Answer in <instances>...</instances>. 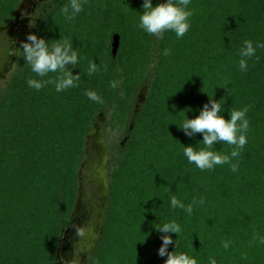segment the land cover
Instances as JSON below:
<instances>
[{
  "label": "trees",
  "instance_id": "obj_1",
  "mask_svg": "<svg viewBox=\"0 0 264 264\" xmlns=\"http://www.w3.org/2000/svg\"><path fill=\"white\" fill-rule=\"evenodd\" d=\"M21 1L0 0V24ZM67 3L44 2L22 41L36 32L49 43L73 42L77 85L61 92L54 83L31 88L29 78L59 74L38 77L19 56L0 84V264L56 261L76 201L85 135L98 116L125 142L109 164L103 231L88 264H164L154 225L170 220L182 228L179 236L171 233L178 250L198 264L210 257L217 264H264V243L254 239L264 236V47L248 59L247 70L239 67L246 40L264 44V0H191V27L183 37L141 29L143 0H85L71 21L61 12ZM90 62L98 68L92 74ZM145 83L147 95L135 110ZM88 90L104 102L90 100ZM204 91L221 99L226 119L230 109L247 108V143L231 161L236 171L230 164L201 170L183 154V144L197 146L202 134L189 137L178 125L209 101ZM233 147L218 142L212 150L230 155ZM173 195L185 205L204 204L188 215L171 207Z\"/></svg>",
  "mask_w": 264,
  "mask_h": 264
},
{
  "label": "clouds",
  "instance_id": "obj_2",
  "mask_svg": "<svg viewBox=\"0 0 264 264\" xmlns=\"http://www.w3.org/2000/svg\"><path fill=\"white\" fill-rule=\"evenodd\" d=\"M48 4L59 3L60 0H45ZM85 0H69L64 4L61 12L64 17L71 21L77 16L84 6ZM191 0H162V2L153 5V0H143V11L139 17V27L145 32L160 37L165 31L174 32L177 37H183L190 29L189 18L193 15L189 7ZM35 18L30 19V25L34 26ZM257 47H264V44L257 43L255 46L251 40H246L244 46L240 49L239 67L241 70H247L248 59L256 54ZM169 49H164L163 54L168 55ZM30 70L38 77H47L49 73H58L55 80L29 78L27 84L29 87L39 90L46 83H54L57 92L64 91L70 87H75L77 81L81 79L80 73L72 71L79 64V54L73 47V42L67 39H54L49 43V39L38 35L36 32H30L26 39L21 42L19 49L15 50ZM71 65V68L69 67ZM98 70L95 62H90L88 74ZM111 86L117 87V81H112ZM206 92V91H204ZM207 93V92H206ZM208 94V93H207ZM86 95L90 100L103 103V98L94 90H88ZM209 101L200 108L199 114L194 118H186L178 125L189 137H194L197 133L202 134V140L197 142V146L202 142L204 147L183 144V154L189 163H194L201 170L214 169L217 165L230 164L233 171H236L238 165L232 163V158L238 157L240 150L247 143L246 132L249 128V121L246 117L247 108L239 110H229V119H226L222 113L225 111L224 103L220 100L213 99L209 95ZM192 110V109H188ZM218 142H226L233 145L230 155L221 154L214 151L213 146ZM170 204L172 208L183 209L188 215L193 213L194 206L204 204V200H193L192 203L185 205L175 195L171 197ZM156 230L161 233L162 244L158 249L161 257H167L164 264H198L197 259L184 251H179L180 242L173 239L171 233L179 234L182 231L181 225L175 220L159 223L154 225ZM85 229H77L78 235H83ZM254 239H259L264 243V236L256 234ZM175 245V250L169 251V246ZM229 241L223 242V247L228 248ZM208 264H217L214 257H210Z\"/></svg>",
  "mask_w": 264,
  "mask_h": 264
},
{
  "label": "rangeland",
  "instance_id": "obj_3",
  "mask_svg": "<svg viewBox=\"0 0 264 264\" xmlns=\"http://www.w3.org/2000/svg\"><path fill=\"white\" fill-rule=\"evenodd\" d=\"M45 0H23L17 4L13 15L8 21L0 24V84L6 79L7 75H9L11 68L14 65L15 60L17 61L18 55L15 54V50L19 49L21 46L22 38L26 34V32L31 28L29 21L33 18V14H35L38 18H35L34 24L39 19L42 9L44 5H42ZM119 36L115 35L114 40V47L115 53L119 47ZM148 86L147 83L143 85V87L138 91L136 96V101L134 104V109L137 110L140 107L147 95ZM104 118L102 116H98L97 119L92 123L90 129L85 135V153L82 158L84 159L86 155V142H87V135H95L94 132L99 131L100 135L98 138L100 142H102L103 149L101 153L99 151L92 149L91 154L94 157L89 158V166L88 172L83 170V181L84 186H88V179H89V170H91L93 166V159H99L101 161L100 165H95V170L99 171L100 175L104 177L108 183L109 180V164L110 161L113 160V157L116 153V148L120 144H124L125 138L121 137L120 133L112 130L110 126L107 124H103ZM99 134V133H98ZM81 160V161H82ZM91 162V164H90ZM81 162L78 167V176H79V169H80ZM86 168V169H87ZM85 174V175H84ZM88 188V187H87ZM85 193V192H84ZM84 210V223L83 228L85 232L82 236L78 237L77 247L79 253H87V257L84 264H88L90 260L91 251L96 248L97 240L101 237V234L98 230H93V226L91 225V212L89 205H83L82 208ZM74 210V209H73ZM96 229V228H95ZM98 231V232H97ZM72 242H69L66 245V251L68 252L69 246ZM61 246L59 244L58 248ZM65 251V253H66ZM58 252V251H57ZM57 257V254H56ZM57 260V258H56Z\"/></svg>",
  "mask_w": 264,
  "mask_h": 264
},
{
  "label": "water",
  "instance_id": "obj_4",
  "mask_svg": "<svg viewBox=\"0 0 264 264\" xmlns=\"http://www.w3.org/2000/svg\"><path fill=\"white\" fill-rule=\"evenodd\" d=\"M15 63L16 60L14 62L13 67L11 68V71L13 70ZM8 77L9 75H7L6 79H8ZM94 133L95 135L94 134L90 135L91 133L87 135L88 140L86 142V155L84 159L81 161V165L79 169L78 190H77L74 210L68 226L63 231V236L60 241L61 246L58 248L57 257H56L57 260L54 262V264H84L85 263L87 253H79L77 250L78 249L77 239L78 237L81 236L77 234V229L83 227V223H84L85 213L84 210L81 209L83 205L87 204L90 206V212H91L90 222L91 225L93 226V230H98L100 234L103 231V217L109 196H108V183L106 179L100 175L97 169L95 170V165L99 166L101 163L99 159H93L94 161L92 163L93 166L91 170H89L90 177L88 179V186H84V181H83V170L88 172L87 167L89 166V158L94 157L91 154L92 149L96 150V152L99 151L100 153L101 150L103 149L102 142H100L98 138L100 132L97 131ZM69 242L72 243L69 246V250L67 252L66 251L67 247L65 244H68Z\"/></svg>",
  "mask_w": 264,
  "mask_h": 264
}]
</instances>
